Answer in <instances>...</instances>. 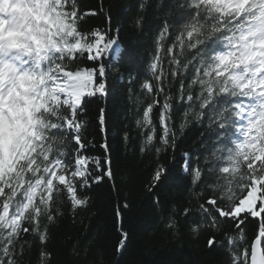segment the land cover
I'll return each mask as SVG.
<instances>
[{
    "label": "snow or ice",
    "instance_id": "snow-or-ice-1",
    "mask_svg": "<svg viewBox=\"0 0 264 264\" xmlns=\"http://www.w3.org/2000/svg\"><path fill=\"white\" fill-rule=\"evenodd\" d=\"M150 7L139 0L134 28L147 26ZM174 9L158 24L140 84L141 151L175 150V100L188 106L179 131L200 123L208 155L202 162L182 154L203 203L176 209L165 226L179 231L183 216L192 234L210 231L207 245L225 249L226 264H264V0H180ZM100 16L103 26L85 27ZM122 27L113 29L110 11L84 9L82 0H0V264H27L34 249L37 264H51L48 243L65 208L75 219L91 207L93 185L114 180L108 140L95 155L86 135V109L90 98L108 94L126 55ZM98 122L106 131L103 108ZM170 172L157 163L150 190ZM115 215L122 251L129 233L119 207ZM225 224L232 231L218 237Z\"/></svg>",
    "mask_w": 264,
    "mask_h": 264
},
{
    "label": "trees",
    "instance_id": "trees-1",
    "mask_svg": "<svg viewBox=\"0 0 264 264\" xmlns=\"http://www.w3.org/2000/svg\"><path fill=\"white\" fill-rule=\"evenodd\" d=\"M149 2L151 7L145 12L148 24L143 29H136L130 18L137 12L139 0H82L84 9L103 7L105 13L110 11L113 29L123 26L120 31L121 50H126V55L113 69L108 94L90 98L86 109V119L91 121L86 135L95 147L94 154H101L100 145L106 138L115 177L93 185L91 207L78 210L75 219L65 208L68 214L53 229L48 243L52 252L51 264H226V250L219 247L210 249L207 245L210 231L192 234L190 222L179 215V231H169L165 226L168 217L176 214V209L186 203L193 207L203 203L195 195L201 189L193 188L181 168L183 153H190L193 160L200 157L202 162L208 155L204 151L205 145L200 143L201 132L204 131L200 123L193 120L182 133L179 131L188 106L173 101L172 122L177 129L175 150L168 148L156 153L153 148L141 151L144 131L136 123L143 109V103L137 101V97L143 101L140 84L149 77L148 66L158 24L169 13L177 15L174 5L180 0ZM104 23L103 16L88 17L85 27L103 26ZM101 108L105 110L106 131L101 130L98 122ZM157 118L154 112L153 120ZM159 132L157 123V140ZM125 133L127 139L124 138ZM157 163L167 164L171 172L163 184L150 190ZM157 198L159 204L156 203ZM117 207L123 217V228L129 233L126 248L122 251H117L120 239L115 215ZM192 218L197 219L198 216ZM230 231L232 225L225 224L216 234L220 237ZM251 235L250 226L249 237ZM25 260L27 264H37L36 250L28 253Z\"/></svg>",
    "mask_w": 264,
    "mask_h": 264
}]
</instances>
